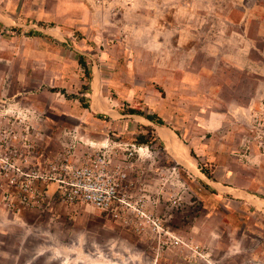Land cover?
I'll return each mask as SVG.
<instances>
[{
	"label": "rangeland",
	"instance_id": "rangeland-1",
	"mask_svg": "<svg viewBox=\"0 0 264 264\" xmlns=\"http://www.w3.org/2000/svg\"><path fill=\"white\" fill-rule=\"evenodd\" d=\"M0 22V264H264V0H0ZM146 126L162 146L135 141ZM68 146L137 168L143 215L51 180L38 203L8 195L6 172L41 190Z\"/></svg>",
	"mask_w": 264,
	"mask_h": 264
},
{
	"label": "built area",
	"instance_id": "built-area-1",
	"mask_svg": "<svg viewBox=\"0 0 264 264\" xmlns=\"http://www.w3.org/2000/svg\"><path fill=\"white\" fill-rule=\"evenodd\" d=\"M74 146H68L56 154L53 160L48 162L47 168L38 173V177L46 183L41 190L33 188L29 177L21 168H11L7 176V190L18 188L20 201L25 204H35L43 200L47 195L48 181L56 183L55 195L60 202L69 204H90L115 219H121L129 223V212H140L143 215L142 206L145 203L143 195L136 189L137 184L130 179L129 173L139 172L137 168H124L120 163L111 164L108 149L99 147L85 149L80 157H75ZM128 149V157L134 156L137 150L135 144ZM0 184V189L2 188ZM37 191V192H35ZM138 225L136 230H138Z\"/></svg>",
	"mask_w": 264,
	"mask_h": 264
},
{
	"label": "trees",
	"instance_id": "trees-1",
	"mask_svg": "<svg viewBox=\"0 0 264 264\" xmlns=\"http://www.w3.org/2000/svg\"><path fill=\"white\" fill-rule=\"evenodd\" d=\"M0 27H2V24L0 22ZM13 31H20L21 29L18 27H11L10 28ZM29 35H42L41 32H38L36 30H29L27 32ZM78 63L79 65L82 67L83 69V75L84 78L86 79V84H84L83 88L85 90V92H90V80L92 78V71L91 68L88 66V62L85 56L83 55H79L78 56ZM86 98H84L83 96L80 97V100H85ZM86 104H88V102H85ZM128 113H132V114H138L143 116L144 118L148 119L149 121L155 123V124H159V125H164V121L162 120V118H160L159 116H157L156 114L153 113H145L142 110L136 109V108H128L127 109ZM98 117H107L104 114H97ZM147 129V133H142L140 132L139 134H137L135 141L139 144H147L149 142V139L151 136H153L155 139L159 140V137L156 133V130L152 127V126H146ZM160 145L162 146L163 143L160 141L159 142ZM200 170L202 171V173H204L207 177H212L210 172H208L207 169L205 168H200ZM202 184H204L205 186L209 187L204 181H201Z\"/></svg>",
	"mask_w": 264,
	"mask_h": 264
},
{
	"label": "bare ground",
	"instance_id": "bare-ground-1",
	"mask_svg": "<svg viewBox=\"0 0 264 264\" xmlns=\"http://www.w3.org/2000/svg\"><path fill=\"white\" fill-rule=\"evenodd\" d=\"M164 135V134H163ZM164 137H165V135H164ZM174 140V139H173ZM171 142V141H170ZM173 142V141H172ZM169 145H171V147L175 150V152H176V147H175V145H172V144H170L169 143ZM184 159L185 160H187L188 161V159L185 157V155H184ZM189 162V161H188ZM256 204V203H255Z\"/></svg>",
	"mask_w": 264,
	"mask_h": 264
},
{
	"label": "water",
	"instance_id": "water-1",
	"mask_svg": "<svg viewBox=\"0 0 264 264\" xmlns=\"http://www.w3.org/2000/svg\"><path fill=\"white\" fill-rule=\"evenodd\" d=\"M146 119V118H145ZM146 120H148V119H146ZM149 121V120H148ZM149 122H151V121H149ZM151 123H153V122H151ZM153 124H155V123H153ZM157 125V124H156ZM155 127H157V126H155Z\"/></svg>",
	"mask_w": 264,
	"mask_h": 264
}]
</instances>
